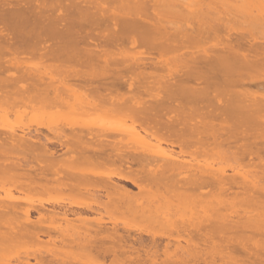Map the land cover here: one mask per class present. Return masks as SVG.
Here are the masks:
<instances>
[{"label": "bare ground", "instance_id": "1", "mask_svg": "<svg viewBox=\"0 0 264 264\" xmlns=\"http://www.w3.org/2000/svg\"><path fill=\"white\" fill-rule=\"evenodd\" d=\"M0 192V264H264V0H0Z\"/></svg>", "mask_w": 264, "mask_h": 264}, {"label": "rangeland", "instance_id": "2", "mask_svg": "<svg viewBox=\"0 0 264 264\" xmlns=\"http://www.w3.org/2000/svg\"><path fill=\"white\" fill-rule=\"evenodd\" d=\"M259 38H263V37H261V36H258ZM260 41H261V39H259ZM263 40V39H262ZM216 43H217V41H216ZM212 44H215V41H214V43L212 42V41H204V42H202L200 45H198V46H200V49H199V47H198V49H199V51L201 50V49H208L209 50V48L211 49H214L212 46H214V45H212ZM216 46V45H215ZM193 49V48H192ZM194 49H197V48H194ZM187 51V52H186ZM188 51H190V52H192V50H190V49H188V50H183V51H179V52H174V53H169L171 56H169V54H168V56L169 57H167V60H169L170 59V62H172V57L174 56V55H176V54H180V53H189ZM195 51V50H194ZM193 51V52H194ZM207 51V50H206ZM126 52L127 53H129V54H131V55H138V54H140L141 55V53H145V54H147V55H151L152 53H153V51H151V50H149V49H147V48H145V47H127L126 48ZM196 53H197V50L195 51ZM201 52V51H200ZM150 53V54H149ZM199 53V52H198ZM153 55V57H154V54H152ZM169 58V59H168ZM33 61H34V59L33 60H31V59H29L28 61H26L27 62V64L29 65V64H31L32 65V63H33ZM25 62V63H26ZM171 66H173V62H172V65ZM171 66H169L170 67V69H171ZM173 70V69H172ZM165 72H166V70H165ZM162 73V72H161ZM17 126H21L20 125V123H18L17 122ZM224 163H226V162H224ZM224 163H222V164H224ZM219 165H221V164H219ZM225 165V164H224ZM224 165H222V166H224ZM227 165V172L228 173H232L231 172V170H229V167H228V163L226 164ZM221 166V167H222ZM224 167H226V166H224ZM225 169V168H224ZM225 169V170H226ZM7 186L5 185L4 186V188H6ZM0 194H2L1 192H0ZM32 262V261H31Z\"/></svg>", "mask_w": 264, "mask_h": 264}]
</instances>
